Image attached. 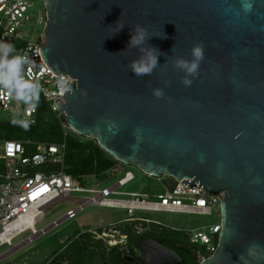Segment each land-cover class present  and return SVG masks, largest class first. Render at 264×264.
I'll use <instances>...</instances> for the list:
<instances>
[{
	"label": "water",
	"instance_id": "water-1",
	"mask_svg": "<svg viewBox=\"0 0 264 264\" xmlns=\"http://www.w3.org/2000/svg\"><path fill=\"white\" fill-rule=\"evenodd\" d=\"M34 1L45 10L43 62L72 79L56 102L66 128L144 175L224 192L215 250L196 264H264V0ZM137 25L161 53L150 76L128 67L141 55L128 49ZM196 43L205 58L186 88L174 61L191 60ZM138 249L124 258L183 262L151 238Z\"/></svg>",
	"mask_w": 264,
	"mask_h": 264
},
{
	"label": "built area",
	"instance_id": "built-area-1",
	"mask_svg": "<svg viewBox=\"0 0 264 264\" xmlns=\"http://www.w3.org/2000/svg\"><path fill=\"white\" fill-rule=\"evenodd\" d=\"M34 0H0V41L15 46L11 55L29 59L22 69V77L37 85L38 95L29 101L17 98L11 90L0 88V128L3 124L34 126L40 101L46 110L60 120L63 136L69 131L56 112L57 100L62 101L65 91L60 86L68 75L55 76L44 64L39 51L40 34L45 25L44 7L36 9ZM68 92V91H67ZM109 156V155H108ZM110 157V156H109ZM112 165L100 175L84 176L74 180L66 170L65 143L7 139L0 129V262L13 247V240L29 232L22 242L31 243L37 236L47 234L62 222L71 220L87 207L122 211L121 220L109 223L108 232H92L97 241H106L109 249L129 250V233L140 236L151 228L165 227L182 232L188 241L201 251V259L210 256L216 247L220 231L219 203L224 192L206 195L195 183L188 189L171 177H151L133 166H127L112 157ZM137 172L153 179L161 187L159 192L147 188L145 192H127L124 188L134 182ZM198 188V189H197ZM46 189V190H45ZM57 202L74 204L65 214L46 227L36 229L47 208ZM152 214H174L215 217L211 223L192 228H176L151 218ZM121 229H117L118 227ZM127 229V230H126Z\"/></svg>",
	"mask_w": 264,
	"mask_h": 264
},
{
	"label": "rangeland",
	"instance_id": "rangeland-1",
	"mask_svg": "<svg viewBox=\"0 0 264 264\" xmlns=\"http://www.w3.org/2000/svg\"><path fill=\"white\" fill-rule=\"evenodd\" d=\"M33 6L36 9L42 8L41 1H34ZM71 132V131H70ZM74 134V133H73ZM79 140L94 144L95 141L92 139H87L76 135ZM82 182L85 184L87 180L83 177ZM147 188H151L156 192L161 190V187L155 183L153 179H148L146 176L137 172V178L134 182L127 185L124 189L127 192H145ZM74 208V204L57 202L47 208L44 212L43 219L36 223L35 228L40 229L48 226L54 220L61 218L68 209ZM125 214L122 211L98 208V207H87L82 212L78 213L74 219L66 220L62 222L58 227L53 228L47 234L42 236H37L31 243L22 242L26 239L30 233L25 232L24 234L18 236L13 240V247L4 255V258L0 264H54V261H50L57 251H60L63 241H73V243H78L80 245H86L93 252L92 258L95 264H105L107 259L116 251V249H109L106 241L97 242L94 239L95 235L92 232L101 231L108 232L109 229H114L107 227L109 223H114L122 218ZM151 218L159 220L162 224L170 227L176 228H192L195 225L203 223H211L215 221V217H199V216H187V215H174V214H152ZM121 229L122 227H118ZM127 230V229H126ZM151 233L157 236H169L177 233L180 237L186 238L184 233L173 231L170 228L165 227H154L151 228ZM131 244V242H130ZM9 248L3 247L0 249V254L6 252ZM201 252H199L198 260H201ZM57 264V263H55Z\"/></svg>",
	"mask_w": 264,
	"mask_h": 264
},
{
	"label": "trees",
	"instance_id": "trees-1",
	"mask_svg": "<svg viewBox=\"0 0 264 264\" xmlns=\"http://www.w3.org/2000/svg\"><path fill=\"white\" fill-rule=\"evenodd\" d=\"M38 109L37 122L34 126L3 124L0 129L4 134V137L7 139H20L23 141L30 140L53 143H60L64 141L65 164L68 167L66 172L74 180H78L81 177L92 174L100 175L112 165L111 158L98 147L96 142L94 144L83 142L76 138L75 134L70 131L63 136L60 120L55 118L53 114L46 110L42 101H40ZM150 234L154 235V233L151 232L140 236H134L129 233V241L131 244L128 245V247L130 252H132V246L134 248H138V243ZM91 250L88 249L86 245L75 243L69 250L68 254L75 264H84L83 257L85 256L86 251L92 252ZM58 252L59 251L56 253ZM89 254L90 256L93 255L91 253ZM122 254V251L116 250L112 255L113 258L117 260ZM196 263L197 262H194V264ZM189 264H193V262H189Z\"/></svg>",
	"mask_w": 264,
	"mask_h": 264
},
{
	"label": "clouds",
	"instance_id": "clouds-1",
	"mask_svg": "<svg viewBox=\"0 0 264 264\" xmlns=\"http://www.w3.org/2000/svg\"><path fill=\"white\" fill-rule=\"evenodd\" d=\"M122 27L123 25L120 29ZM148 37L147 29L137 25L133 28L128 43V49L136 48L141 53L138 59L132 60L128 65L129 70L137 77L152 75L154 69L159 64L158 57L161 53L154 46H146ZM14 51L15 46L13 44L0 41V88L11 90L17 98H26L31 101L38 95L37 85L22 77L23 66L29 58L18 54L11 55ZM190 53L191 60L185 59L184 57H177L174 61L175 67L186 73L181 79V83L186 88L190 87L193 83V78L198 76L200 64L205 58L202 43L194 44ZM164 55L167 54L164 53ZM60 86L64 91H70V80H61ZM153 95L156 98H161L164 92L162 89L156 88L153 89Z\"/></svg>",
	"mask_w": 264,
	"mask_h": 264
},
{
	"label": "flooded vegetation",
	"instance_id": "flooded-vegetation-1",
	"mask_svg": "<svg viewBox=\"0 0 264 264\" xmlns=\"http://www.w3.org/2000/svg\"><path fill=\"white\" fill-rule=\"evenodd\" d=\"M174 235H169L165 237H160L157 236L156 234L154 235H148L146 238H151L156 241H159L162 243V245L170 247L173 249L183 260L181 264H189V262H198V255L200 252V249L196 247L195 245L191 244L187 238H182L180 237L177 233H173ZM177 234V235H175ZM143 240V239H142ZM130 245V241L128 243ZM74 246L73 241H63L62 242V247L60 248V251L58 253H55L54 256L50 261H54L57 264H75L72 258L69 256L68 252L69 250ZM91 250V247H89ZM110 249H116L117 251H120L118 247L110 248ZM92 252L86 251L85 256L83 257V262L84 264H95L93 262L92 256L90 254ZM140 254V250L138 248H134L132 246V252L128 250L127 252H123V254L120 256L119 259L115 260L113 258V255H111L105 264H133L131 261L125 259L124 257H127L129 255L133 257H137ZM54 263V264H55Z\"/></svg>",
	"mask_w": 264,
	"mask_h": 264
},
{
	"label": "snow or ice",
	"instance_id": "snow-or-ice-1",
	"mask_svg": "<svg viewBox=\"0 0 264 264\" xmlns=\"http://www.w3.org/2000/svg\"><path fill=\"white\" fill-rule=\"evenodd\" d=\"M46 190V189H45Z\"/></svg>",
	"mask_w": 264,
	"mask_h": 264
}]
</instances>
